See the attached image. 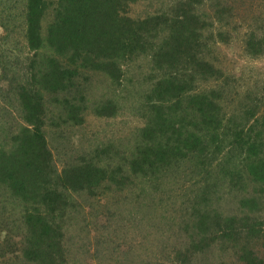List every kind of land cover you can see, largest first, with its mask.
<instances>
[{
	"label": "trees",
	"instance_id": "1",
	"mask_svg": "<svg viewBox=\"0 0 264 264\" xmlns=\"http://www.w3.org/2000/svg\"><path fill=\"white\" fill-rule=\"evenodd\" d=\"M11 1L22 11L20 17L12 15L16 7L0 0V124L9 125L0 126V177L3 173L10 177V166L21 154L41 158L43 150L49 149L47 122L66 129L84 124L87 84L94 74L102 73L112 87L114 83L120 87L124 97L131 94L141 109L154 115L155 120L146 122L151 125L154 120L153 130L142 136L132 152L119 156L111 149L106 155L115 152V164L96 153L82 162V171L74 179L66 168L61 173L53 171L54 163L51 173L57 181L51 193L65 191L72 196L84 188L91 193L108 183L125 191L133 177L142 186L161 190L160 195L173 205L166 213L179 219L175 239L171 242L166 237L159 249L166 258L149 255L147 264H227L226 257L233 253L232 261L238 264H264V110H251L248 118L237 121L239 115L226 108V83L204 86L200 75L211 62L200 51L197 54L205 29L200 26L201 13L210 14L205 11L207 2L213 15L207 17L206 26L215 32L224 23L222 13H232L233 1L163 0L155 12L134 17L124 2L136 0H58L57 20L46 38L39 25L46 0ZM150 24L156 25L153 34L145 28ZM238 27L234 24L232 30L237 33ZM20 31L24 40L16 41L13 35ZM257 34L252 31L246 39L254 55L264 53V41H254ZM216 38L228 41L221 33L213 42ZM21 57L26 62L30 57L37 60L20 67ZM142 59L150 62L154 79L141 78L146 71L134 64ZM141 85L149 87L144 94ZM216 85L221 88L217 90ZM111 89V97L118 98ZM231 94L232 103L237 95ZM16 97L18 108L12 104ZM261 100L257 93L249 102L257 105ZM117 105L108 102L106 112L97 109V116H113ZM17 113L18 119L13 116ZM50 155L53 163V151ZM187 161L194 165L189 171ZM35 186L40 189V184ZM165 188L180 192L173 196ZM149 196L140 194L138 204ZM56 204L67 211V199ZM54 207L51 212L56 211ZM36 212H28L24 220L27 234H17L18 244L24 245L23 261L65 264L69 254L63 226L54 224L53 216L46 220L40 216L43 212Z\"/></svg>",
	"mask_w": 264,
	"mask_h": 264
},
{
	"label": "rangeland",
	"instance_id": "2",
	"mask_svg": "<svg viewBox=\"0 0 264 264\" xmlns=\"http://www.w3.org/2000/svg\"><path fill=\"white\" fill-rule=\"evenodd\" d=\"M2 1L5 2V0ZM232 1L234 5L232 13L225 14L227 11L222 13L224 23L220 27L217 25L215 32L206 26V23L210 22L207 17L213 15L212 7L208 8L209 2H207L205 11L210 14L205 17L201 13L200 26L208 31L202 28L203 36L199 38L197 54L200 51L211 62L208 69L200 75L204 80V86L208 88L214 85L215 81L221 84L225 82L228 87L224 92L229 89L227 91L229 95L225 101L226 108L235 112V116L239 115L237 121L242 122L244 120L241 121V119L248 118L249 114L246 113H250L251 110L256 112L264 110V53L251 54V46L246 45V39L252 31L258 32L254 41H264V0ZM18 2L21 3L20 0ZM46 3L47 8L39 22L44 38L48 35L51 24L57 20L56 10L59 6L58 0H46ZM12 4L9 0L6 3L7 6L16 7L11 10V14L20 17L21 6L14 5V2ZM124 6L132 16L145 17L146 14H151L162 7L163 0L159 2L158 0H136L133 3L125 1ZM192 10L191 5L189 11ZM234 24L239 26L236 29L237 33L232 30ZM251 24L253 25L250 26ZM155 26L150 24L145 28L153 34ZM198 33L200 31L196 34ZM219 33L224 40L228 41L223 42L216 38L213 42L214 37L219 36ZM22 35L23 31H20L13 36L16 41H23ZM195 38L198 40V35H195ZM35 60L37 58L30 57L26 62L21 57L20 67L24 65L26 67L30 65V61ZM134 65H141V70L146 71L141 78L154 79L153 75L156 73L148 69L151 66L148 60L136 61ZM134 65L131 67L133 68ZM137 73L139 71L135 73L139 77ZM111 82L105 74H94L86 87L88 109L85 112L84 124L66 129L65 126L60 128L47 122L48 125L44 130L49 149L43 150L41 158L31 157L28 152L24 156L21 154L20 160L10 166V177L4 173L0 177V264H25L22 252L24 245L22 242L18 244L17 234L19 232L27 234V225L24 224V220L28 212L36 211L43 212L45 215L40 216L46 220H50L53 216V223L63 226L69 254L65 257V264H147L149 255L155 256V259L166 258L159 249L166 241V237L173 242L175 239L173 232L178 231L175 222L176 220L179 222V219L177 215L170 216L166 213L168 209L173 208V205L165 201L167 196L160 195L161 190L157 192L142 186L139 184V179L131 177L127 180L125 191H119L114 183H108L94 188L91 193H88L87 188L73 193L72 196L70 194L67 196L68 192L65 191L56 195L51 193L52 185L57 181L51 173L54 163L53 171L61 173L66 168L68 175H71V178L74 176V179L82 171V162L87 163L96 153L100 154V159L115 164L118 160L115 152L106 155L111 149L119 152V156L122 152H132L136 144L142 140V136H149L153 130L151 126L155 120L154 115H150L147 108L141 109L140 101L130 98L131 94L128 93L127 97H124L123 95L126 94L118 90L120 87L116 83L112 87ZM110 86L111 90L117 91L118 98L111 97ZM7 88L8 86L4 87V89ZM148 88L146 85H141L139 90H143L144 94ZM215 88L218 90L221 86L216 85ZM232 92H235L237 99L231 103ZM257 93L262 100L255 105L256 103L249 102V99H253L254 94ZM14 100L13 107L18 108V98ZM110 101L118 104L113 116H97V109L106 112L105 105ZM13 116L18 119L19 114ZM151 119H154L152 124H147L146 122ZM15 125L16 123L13 122V126ZM0 126L5 128L9 125L2 123ZM141 145L145 146L142 143ZM52 151L55 161L53 163L50 155ZM128 153L125 154L127 160ZM107 165L106 163L105 166ZM193 166L192 162L187 161L185 168L189 171L188 168ZM125 170L126 174L130 171V169ZM35 182L40 184V189L36 188ZM74 183L77 184V182ZM157 184L161 188L162 185ZM132 185L136 186L133 188ZM142 191L150 196L143 201V204H138L139 195L145 193ZM165 191L173 196L180 192L179 190L170 192V189ZM53 198H55L54 202ZM65 199L68 201L67 211L59 210L57 201ZM55 205L56 211L51 212L52 206ZM234 256L233 253V257H226L228 261L226 263L238 264L237 261H232Z\"/></svg>",
	"mask_w": 264,
	"mask_h": 264
}]
</instances>
